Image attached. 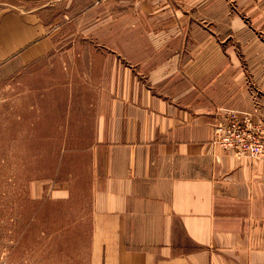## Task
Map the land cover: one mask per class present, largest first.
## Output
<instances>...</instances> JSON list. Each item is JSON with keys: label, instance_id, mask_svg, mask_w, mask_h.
<instances>
[{"label": "crops", "instance_id": "0c3cea01", "mask_svg": "<svg viewBox=\"0 0 264 264\" xmlns=\"http://www.w3.org/2000/svg\"><path fill=\"white\" fill-rule=\"evenodd\" d=\"M63 16L103 99L88 264H264V160L214 132L229 110L264 129V0H0V73L61 51Z\"/></svg>", "mask_w": 264, "mask_h": 264}, {"label": "rangeland", "instance_id": "374dc122", "mask_svg": "<svg viewBox=\"0 0 264 264\" xmlns=\"http://www.w3.org/2000/svg\"><path fill=\"white\" fill-rule=\"evenodd\" d=\"M62 18L52 26L61 51L0 73V257L15 264L90 258L94 113L103 99L92 91L88 51L76 58L72 47L94 34Z\"/></svg>", "mask_w": 264, "mask_h": 264}, {"label": "built area", "instance_id": "2783aa9c", "mask_svg": "<svg viewBox=\"0 0 264 264\" xmlns=\"http://www.w3.org/2000/svg\"><path fill=\"white\" fill-rule=\"evenodd\" d=\"M214 132L215 141L225 149L264 160V130L254 123L250 112L229 110L225 118L215 123Z\"/></svg>", "mask_w": 264, "mask_h": 264}]
</instances>
